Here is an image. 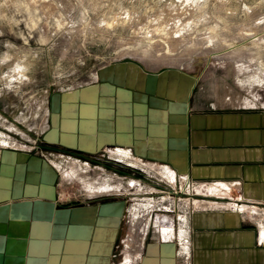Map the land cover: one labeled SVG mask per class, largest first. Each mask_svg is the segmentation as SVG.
<instances>
[{
	"label": "crops",
	"instance_id": "crops-1",
	"mask_svg": "<svg viewBox=\"0 0 264 264\" xmlns=\"http://www.w3.org/2000/svg\"><path fill=\"white\" fill-rule=\"evenodd\" d=\"M71 97L49 115L53 145L116 151L172 184L142 225L137 264H264V110L131 61L102 66ZM11 145L0 150V264H115L126 204L61 201L55 155Z\"/></svg>",
	"mask_w": 264,
	"mask_h": 264
},
{
	"label": "rangeland",
	"instance_id": "rangeland-1",
	"mask_svg": "<svg viewBox=\"0 0 264 264\" xmlns=\"http://www.w3.org/2000/svg\"><path fill=\"white\" fill-rule=\"evenodd\" d=\"M122 61L181 69L215 98L264 110V0H0V150L14 142L55 155L63 202H124L138 254L142 225L167 206L172 184L119 152L87 155L49 140L52 109ZM122 242L115 264L127 255Z\"/></svg>",
	"mask_w": 264,
	"mask_h": 264
},
{
	"label": "bare ground",
	"instance_id": "bare-ground-1",
	"mask_svg": "<svg viewBox=\"0 0 264 264\" xmlns=\"http://www.w3.org/2000/svg\"><path fill=\"white\" fill-rule=\"evenodd\" d=\"M124 220H125V227L124 230H122V235H121V239H122V243H123V246L122 247H125L126 249V257H123L122 260H119L118 261V264H131V262L135 259V255H138V254H134L132 253L131 251H129L130 249V246H131V243L133 242L131 237H129L127 234H126V230H130V231H135V220L132 219V216L131 215H128V213H126L125 217H124ZM135 221V222H134ZM127 222V223H126ZM141 230H143V226L141 228ZM135 233V232H134ZM131 234V233H130ZM133 248V247H132ZM128 250V251H127Z\"/></svg>",
	"mask_w": 264,
	"mask_h": 264
},
{
	"label": "built area",
	"instance_id": "built-area-1",
	"mask_svg": "<svg viewBox=\"0 0 264 264\" xmlns=\"http://www.w3.org/2000/svg\"><path fill=\"white\" fill-rule=\"evenodd\" d=\"M58 198H59V196H58ZM60 199V198H59Z\"/></svg>",
	"mask_w": 264,
	"mask_h": 264
}]
</instances>
